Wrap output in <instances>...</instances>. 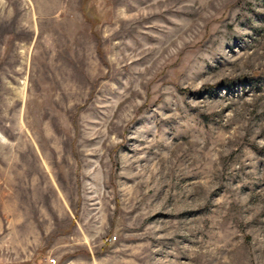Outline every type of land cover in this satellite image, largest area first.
Wrapping results in <instances>:
<instances>
[{"label":"rangeland","instance_id":"374dc122","mask_svg":"<svg viewBox=\"0 0 264 264\" xmlns=\"http://www.w3.org/2000/svg\"><path fill=\"white\" fill-rule=\"evenodd\" d=\"M0 264H264V0H0Z\"/></svg>","mask_w":264,"mask_h":264}]
</instances>
